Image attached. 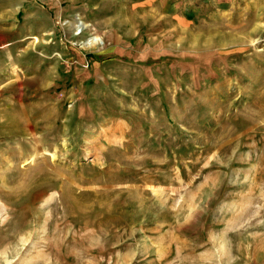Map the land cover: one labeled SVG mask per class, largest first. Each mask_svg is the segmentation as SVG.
<instances>
[{"label": "rangeland", "instance_id": "rangeland-1", "mask_svg": "<svg viewBox=\"0 0 264 264\" xmlns=\"http://www.w3.org/2000/svg\"><path fill=\"white\" fill-rule=\"evenodd\" d=\"M2 64L0 264H264V0H0Z\"/></svg>", "mask_w": 264, "mask_h": 264}, {"label": "bare ground", "instance_id": "bare-ground-1", "mask_svg": "<svg viewBox=\"0 0 264 264\" xmlns=\"http://www.w3.org/2000/svg\"><path fill=\"white\" fill-rule=\"evenodd\" d=\"M71 27L73 28V29H75V30H77L78 32H82L83 30H85L86 28H87V25H85L83 22H73L72 24H71ZM96 43H99V37H94V38H92L90 41H88L87 43H85V45H87V46H90V45H93V44H96ZM9 54V53H8ZM11 65H12V63H11ZM17 67H15V70H16V72H17V69H16ZM18 76V75H17ZM79 118V117H78ZM86 122V121H85ZM36 125V124H35ZM25 128V127H24ZM104 130V129H103ZM107 130V129H106ZM125 130V129H124ZM37 131V130H36ZM25 132H26V130H25ZM24 132V133H25ZM33 132V131H32ZM55 132V131H54ZM29 133V132H28ZM35 133V132H34ZM55 134V133H54ZM57 134V133H56ZM96 134V133H95ZM102 134V133H101ZM123 134V133H122ZM28 135V134H27ZM31 135V134H30ZM53 135V134H52ZM24 136H26L25 134H24ZM57 136V135H56ZM97 137V136H96ZM44 138V137H43ZM48 138V137H47ZM62 138V137H61ZM111 138V137H110ZM27 139H28V137H27ZM30 139V138H29ZM35 139H37V137L35 138ZM116 139V138H115ZM119 139V138H118ZM83 140V139H82ZM81 140V141H82ZM101 140V139H100ZM87 141V140H86ZM98 141V140H97ZM102 141V140H101ZM126 141V140H125ZM44 142V141H43ZM27 143H29V142H27ZM36 143V142H35ZM42 143V142H41ZM98 143H100L99 141H98ZM121 143V142H120ZM37 144V143H36ZM81 144H83V143H80V145ZM97 144V143H96ZM103 144V143H102ZM39 145H40V143H39ZM55 145V144H54ZM105 145V144H104ZM31 146V145H30ZM38 145H36V147H37ZM41 146V145H40ZM57 146V145H56ZM76 146V145H75ZM35 148V147H34ZM98 148V147H97ZM41 150V149H40ZM29 151V150H28ZM39 151V150H38ZM40 152V151H39ZM19 154V153H18ZM35 154V153H34ZM47 154V153H46ZM20 155V154H19ZM50 155V154H49ZM25 156H26V153H25ZM46 156V155H45ZM33 157V156H32ZM53 157V156H52ZM34 158V157H33ZM20 159V158H19ZM23 159H26L25 157L23 158ZM31 159V158H30ZM45 159V158H44ZM35 160H37V159H35ZM41 160V159H40ZM48 161V160H47ZM52 161V160H51ZM35 162V161H34ZM55 163H56V161H55ZM38 165H40V164H38ZM38 165L36 166L37 168H35V169H38ZM41 166V165H40ZM49 166V165H48ZM34 167V166H33ZM25 168V167H24ZM46 168V167H45ZM44 168V169H45ZM53 168V167H52ZM55 168V167H54ZM27 169V168H26ZM29 169H30V167H29ZM32 169V168H31ZM35 169H33V170H35ZM55 170V169H54ZM28 171V170H27ZM50 171V170H49ZM43 172V171H42ZM16 174V173H15ZM42 174V173H41ZM17 175V174H16ZM43 175V174H42ZM57 175V174H56ZM16 178V177H15ZM65 178V177H64ZM3 180H5V179H3ZM6 181V180H5ZM6 185V184H5Z\"/></svg>", "mask_w": 264, "mask_h": 264}, {"label": "crops", "instance_id": "crops-1", "mask_svg": "<svg viewBox=\"0 0 264 264\" xmlns=\"http://www.w3.org/2000/svg\"><path fill=\"white\" fill-rule=\"evenodd\" d=\"M7 68V64H2L0 66V72L2 71V69L5 71ZM15 68V66H14ZM8 78V77H7ZM16 80V78L14 79V81ZM1 87V86H0ZM5 92L6 94H8L7 96L5 95ZM13 92H15V90H11L9 91L8 89L4 90L0 88V106H1V103L2 105L4 106L3 108H5V106L8 104L9 101H12L11 99H9L10 97L14 98L15 96L12 94ZM1 109V108H0Z\"/></svg>", "mask_w": 264, "mask_h": 264}]
</instances>
